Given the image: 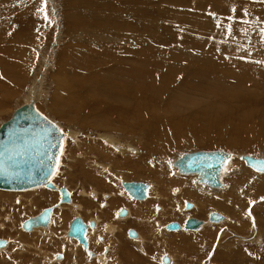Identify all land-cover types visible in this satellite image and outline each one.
<instances>
[{
    "label": "rangeland",
    "instance_id": "1",
    "mask_svg": "<svg viewBox=\"0 0 264 264\" xmlns=\"http://www.w3.org/2000/svg\"><path fill=\"white\" fill-rule=\"evenodd\" d=\"M70 3L76 4L79 13L72 12ZM40 7L41 0H0V90L4 92H0V123L25 102L29 93L39 88L41 93L33 92L38 95L36 100L27 102L34 101L36 108L64 133L76 132L83 141L81 151L74 140L65 135V151L52 180L57 188L66 184L74 189L70 192L72 202L84 209L80 213L83 218L87 221L98 216L104 219L97 225L101 228L96 233L99 236L93 237V246L97 247L92 248V259H86L81 253L78 264H100L104 256H109L107 264H157L163 255H172L176 258L175 264H250L251 261L264 264V187L258 191L250 180L239 183L238 179L245 172L252 178L264 179V173L253 171L236 157L264 156V63H257L264 62L261 35L264 0H47L44 12L37 11ZM72 69L82 74L70 75ZM64 70L68 75L63 76ZM63 80L73 88L68 90L66 84L61 86ZM5 91L13 94L7 95ZM58 92L59 96H55ZM67 96L87 99L89 104L78 100L79 104H85V111L99 109L98 114H105L112 122L124 123L121 117H125L123 127L115 125L116 129H112L113 137H119L117 142L128 151L135 149L136 155L131 156L128 151L111 154L107 149V153L95 154L96 157L89 160L109 165L112 174L90 169L89 161L83 160L78 152L84 153L88 145H99L96 144L98 135L104 131L92 127L85 119L79 123L66 121L60 111ZM53 98L64 104L60 102L57 109L54 108ZM96 100L107 101L110 106L90 105ZM71 103L65 104L68 111L73 110ZM116 109L127 115L119 117L112 112ZM81 115L85 114L80 111ZM138 119L146 126H153L162 137H146L150 132L145 131L148 128L144 129ZM154 140L161 146L169 145V151L158 153ZM193 151L234 154L225 166L227 171L219 175L220 187H205L198 184L194 175L176 173L171 162L174 166L180 156ZM70 158L80 163L75 167ZM150 171L154 174L148 178L135 176ZM119 181L150 186L146 200L154 198L149 201L151 212H146L145 207H142L144 213L137 212L144 218H140L142 223L136 220L138 208L131 209L132 218L113 219L117 208L124 204L119 193L124 195L125 192ZM82 190L89 193L84 194ZM45 198L47 201L41 200L39 205L41 211L52 207L50 205L57 200L53 196ZM207 198L211 199L208 205L204 202ZM35 201L34 205H38ZM184 202L195 206L184 210ZM7 204H0V239L11 244L7 252L1 253L6 258L0 259V264H11L9 258L17 255L14 264H50L44 262V256H57L56 253L61 257H55L54 261L62 260L63 254L59 251L63 249L55 251L52 245L53 242L64 244V239L60 241L64 234L60 232L76 216L72 217L65 210L55 213L56 224L60 223L58 218L64 217L65 224L52 227L60 237L53 242L44 239L39 242L35 240L36 235L27 234V238L19 235V225L37 210L18 215L19 206L15 205L14 211ZM223 204L228 205L223 207ZM212 212L221 214L225 221L206 223V216ZM7 217L11 220L14 217L13 226L11 221L5 220ZM150 217L153 225L145 220ZM188 217L202 221L198 231L181 229L168 234L163 228L170 222L183 226ZM115 225L120 227L115 238L119 242L116 248L108 241L114 239L110 238V233ZM127 228L140 230L146 241L143 248L139 242L126 241ZM215 230L217 235L208 238L209 241L195 240V237L206 236L208 231L216 233ZM185 234L192 237L183 236ZM174 236L178 239L174 240ZM178 240L182 243L177 244ZM123 241L131 255L126 251L122 253ZM20 244L24 245V251L25 246L27 249L28 245H34L49 253L40 254L37 247V250L31 247L23 252L19 250ZM226 248L232 251L223 253Z\"/></svg>",
    "mask_w": 264,
    "mask_h": 264
},
{
    "label": "water",
    "instance_id": "2",
    "mask_svg": "<svg viewBox=\"0 0 264 264\" xmlns=\"http://www.w3.org/2000/svg\"><path fill=\"white\" fill-rule=\"evenodd\" d=\"M62 134L57 127L39 113L31 101L17 107L10 118L0 124V190L28 189L44 187L53 190L50 179L55 173L62 150ZM230 155L225 151H197L181 156L174 164L178 172L184 175H198V184L210 188L221 186L219 175L226 166ZM241 159L247 167L257 172H264V158L243 155ZM124 192L132 200L141 201L148 197L149 185L142 182H121ZM57 204L69 202V194L65 188L57 190ZM192 204L184 203V209L189 210ZM51 207L43 209L33 218L21 223V229L30 231L33 227L45 226L50 216ZM119 216L126 215V210H120ZM212 223L223 220L222 215L213 212L208 216ZM202 222L196 218H188L183 227L177 222L164 226L168 232L198 231ZM94 228V222L85 223L81 218L74 217L68 224L66 236L73 239L79 247L89 255L86 233ZM128 237L135 238L136 233L128 230ZM4 241L0 240V247ZM57 258L60 255L57 254ZM162 262L169 263L163 256Z\"/></svg>",
    "mask_w": 264,
    "mask_h": 264
},
{
    "label": "bare ground",
    "instance_id": "3",
    "mask_svg": "<svg viewBox=\"0 0 264 264\" xmlns=\"http://www.w3.org/2000/svg\"><path fill=\"white\" fill-rule=\"evenodd\" d=\"M69 2H71V1H69ZM68 2V3H69ZM110 7V6H109ZM70 8H71V10H73L72 12H78L79 11V9L77 8V6H76V4L75 3H70ZM103 8V7H102ZM112 9V8H111ZM79 13V12H78ZM74 14V13H73ZM74 16H77V14H74ZM109 19V18H108ZM2 20V19H1ZM2 22V21H1ZM5 23H6V21H4ZM134 22V21H133ZM3 24V23H2ZM34 54V53H33ZM105 54H107V53H105ZM66 55V54H65ZM107 56V55H106ZM68 68V67H67ZM66 68V69H67ZM59 69V68H58ZM71 69V68H70ZM73 70V69H72ZM59 71H62V68L61 69H59ZM80 71V70H79ZM63 72H60V74H62ZM70 73V75L72 74V75H80V74H82V73H78V72H74V70L71 72H69ZM58 74V73H57ZM64 75L63 76H66V75H68V73L67 72H65V70H64V73H63ZM59 75V74H58ZM61 76V75H60ZM77 77V76H76ZM60 80H62L61 78H60ZM59 80H57V82H58ZM66 81H62V83H61V86L63 85L64 87H65V85L64 84H66L65 83ZM35 84V83H34ZM39 84V83H38ZM60 84V81H59V83H58V86H60L59 85ZM7 86V85H6ZM5 86V87H6ZM56 86V85H55ZM4 87V88H5ZM8 87V86H7ZM57 87V86H56ZM66 89H72L73 87H71L70 85H68V84H66ZM63 88V87H62ZM2 89V88H1ZM57 89V88H56ZM64 89V88H63ZM62 89V90H63ZM2 90H4V89H2ZM5 90H7V88L5 89ZM8 91V90H7ZM30 91V90H29ZM64 91V90H63ZM0 92H2V93H4L3 91H1L0 90ZM6 92V91H5ZM33 92H35V93H37V92H40V90H39V88H37L35 91H33ZM33 92H31V93H29L28 94V96H26V99H24L25 100V102H27L29 99H35V98H37L38 97V95L37 94H34L33 95ZM56 92V91H55ZM130 92V91H129ZM7 93V95L9 94V95H12L13 93H9V92H6ZM41 93V92H40ZM59 92L58 93H54V95L56 96H59ZM137 94V93H136ZM6 95V94H5ZM66 95V94H65ZM81 95H83V94H81ZM123 95V94H122ZM133 95H134V93H133ZM113 97H115L114 95H112ZM126 96V95H125ZM129 96V95H128ZM6 97V96H5ZM83 97V96H82ZM58 98V97H57ZM75 98V99H74ZM83 98H85V97H83ZM5 99V98H4ZM51 99H52V97H51ZM54 99V108H56L57 109V107L60 105V102L61 101H57L56 100V98H53ZM122 99V98H121ZM36 100V99H35ZM38 100V99H37ZM78 100H80L81 102H84V103H88V102H86L87 101V99L85 100V101H83L81 98H80V96L78 97ZM78 100H76V97H71V96H67V98H66V100H65V104H67V103H71V102H73V110H67L66 108H65V104L64 103H62V104H64V105H62L61 107H62V109H61V115H62V117L66 120V121H68V122H73V123H79V122H81V121H83V119H85V120H87L88 121V123H91L92 125V127H96V128H99V129H102V131H104V133H102V134H100V135H98V141H97V143L96 144H99V145H94V146H91V145H88V148H87V150L84 152V153H81V149H82V147H83V141L81 140V139H79V135H78V133H76V132H69L68 134H66V132L64 133L63 131H62V129L56 124V123H54L51 119H49L48 117H46V116H44L37 108H36V105H35V103H34V101H31L32 103H33V105L35 106V109L39 112V113H41L44 117H46L49 121H51L56 127H57V129L61 132V134H62V150H61V154H60V156H59V161H58V166L60 165V161H61V157H62V154H63V150L65 151V148H64V139H65V135L67 136V138L69 139V138H71V139H73L74 141V144H75V146L78 148V149H80L81 151H79L78 153H79V156L80 157H82V159L83 160H85V161H89V164H87L88 166H89V168L91 167V168H95L96 170H98L97 172H100V173H102V174H112V172H111V170H110V167H109V165H107V164H104V165H102V164H99L98 162H96V163H91V160L94 158V155L95 154H97L98 156H102V152L104 151L105 153H107V149H110V153L111 154H117L116 152H118V153H123L124 151H128V149H125L126 147H123V146H121L117 141L119 140V137H116V136H114L113 137V133H112V129H116V128H114V126L115 125H117L118 127H123L124 126V124H126V118L125 117H123L122 115H127V113L125 112V111H118L117 109L116 110H112V112H116L117 114H118V116L120 117V116H122L121 117V119L123 120V122L124 123H121V122H112L111 121V119H108V118H106L105 117V114H98L99 112H100V110L99 109H96V108H94L93 110H90L89 111V109H88V111H85L84 110V108H85V104L83 103V104H79V101ZM63 101V100H62ZM128 101V100H127ZM25 102L23 103V104H25ZM129 102V101H128ZM93 103V102H92ZM124 103V102H123ZM132 103V102H131ZM22 104V105H23ZM72 104V103H71ZM89 104V103H88ZM96 104H102V105H105V106H110V104H108L107 103V101H104L103 100V102H101V101H99V100H96L95 101V104H90V105H92V106H94V105H96ZM20 105H18L17 107H19ZM72 106V105H71ZM151 106H154L153 104L151 105ZM88 108V107H87ZM148 110V109H147ZM3 111V108H2V110H1V112ZM74 111H75V114H74ZM80 111H82V113H84L85 115H81L80 116ZM73 112V113H72ZM13 113V112H12ZM152 114H153V112H152ZM12 115V114H11ZM118 117V118H119ZM138 117V113H137V115H136V117H135V119ZM10 118V117H9ZM8 118V119H9ZM7 119V120H8ZM120 119V118H119ZM138 121L141 123V125L142 126H144V129H146V128H148V129H146L145 131H148V132H150L146 137H148V138H151V137H156V138H158V139H160L161 137H162V134L160 133V132H158L153 126H148V124H147V126L146 125H144L143 124V122H141V120H139L138 119ZM120 123V124H119ZM1 124V123H0ZM87 125V124H86ZM156 125V124H155ZM184 125V124H183ZM75 126V125H74ZM158 126V125H157ZM181 126V125H180ZM181 129H182V127H181ZM75 130V129H74ZM120 132H121V129H118ZM129 130V129H128ZM176 130V129H175ZM117 131V130H116ZM105 132H107V133H105ZM118 132V131H117ZM128 132V131H127ZM132 134H136V133H133V131H132ZM159 134V135H158ZM176 135V134H175ZM194 137V136H193ZM191 138V137H190ZM196 138V137H195ZM90 140V139H89ZM135 140V139H134ZM163 140H164V137H163ZM162 140V141H163ZM153 142H155V140L153 141ZM157 142V141H156ZM155 142V144H154V148L156 149V151L157 150H159L158 151V153L159 152H163L164 154H166V152L167 151H169V149H168V146H161V144H160V142H159V144L158 143H156ZM66 144V143H65ZM90 144H93L92 142L90 143ZM235 146V145H234ZM133 147V146H132ZM129 149H130V147H129ZM171 149V148H170ZM96 150H98L99 152H97L96 153ZM130 152V153H129ZM152 153H153V151H151ZM193 152H197V151H193ZM109 153V154H110ZM189 153H192V152H189ZM104 154V153H103ZM108 154V155H109ZM128 154L129 155H131V156H135L136 155V150L135 149H130L129 151H128ZM185 154H187V153H185ZM229 155H230V157H232V156H234V154H232V153H228ZM238 154V153H237ZM244 154V153H243ZM184 155V154H183ZM182 155V156H183ZM236 155V154H235ZM241 156H243V155H237L236 157L237 158H239V159H241ZM95 157H96V155H95ZM109 157V156H108ZM181 157V156H180ZM179 157V158H180ZM253 157V156H252ZM255 157V156H254ZM257 157H259V158H264V156H257ZM91 158V160H89ZM110 158V157H109ZM178 158V159H179ZM236 158V159H237ZM177 159V160H178ZM235 159V158H234ZM238 159V160H239ZM69 160V159H68ZM70 160H71V162L72 163H74V165H75V167H76V165L78 164V163H80V162H76V160L74 159V158H70ZM69 160V161H70ZM81 160V159H80ZM79 160V161H80ZM94 161H96V159H94ZM176 161V160H175ZM100 162V161H99ZM137 162H139V161H137ZM152 163V162H151ZM172 163V167L174 168V170L176 171V173L177 174H179V175H181L179 172H178V170H177V168L175 167V164H174V166H173V162H171ZM175 163V162H174ZM86 164V163H85ZM245 164V163H244ZM81 166V165H80ZM170 166H171V164H170ZM245 166H246V164H245ZM102 167V168H101ZM247 167V166H246ZM90 168V169H91ZM100 168V169H99ZM249 168V167H248ZM87 169V168H86ZM227 168H223V170L221 171L222 172V174H224V170H226ZM57 170H58V167H57ZM67 170V169H66ZM69 171H71V169H69ZM93 171V170H92ZM91 171V172H92ZM95 171V170H94ZM227 171V170H226ZM254 171V170H253ZM233 172V171H232ZM255 172H257V171H255ZM96 173V172H95ZM99 173V174H100ZM258 173H264V172H258ZM57 174V171H56V173L54 174V176L50 179V182L52 183V185L54 186V191L53 192H55V193H51V192H47L46 190H42V187H35V188H28V189H16V190H0V204L2 205V203H4V204H7V205H9V209H14V211L16 210L15 209V207H17V206H15V205H18L19 207H18V210L20 211V214L18 213V215H21V214H23V212L24 213H30L29 211L30 210H32V209H35V210H37V212L35 213V214H32V215H30V218H33L34 216H36L41 210V208H42V206L40 207L39 205H40V202H42L41 200H46V198H45V196H48V197H51V196H53L54 198H57V200H56V202H55V204H53V205H50V206H52L51 207V212H50V216H49V218H48V222H47V224L45 225V226H39V227H33V228H31V232L30 231H23L22 232V229H21V224L19 225V227H20V229H19V231H21V233H19V235L20 234H23V237L24 238H27L28 236H27V234H32L33 235V237L36 235V236H38V237H36L37 239H35V240H37V241H39V242H43V239L44 240H50L51 242H53L54 240H55V238L58 240V238L60 237H58L57 236V230H56V232L55 231H53L52 230V227L53 226H55V228L57 227V226H59V224L60 223H64L65 224V222H64V217L62 216L61 218H58V220H59V222L60 223H55L54 222V216H55V213H57L58 211L60 212V211H62V210H65V211H68L69 213H70V215L73 217V216H76V217H80L81 219H83L85 222H88L85 218H83L82 216L83 215H81L80 213H81V211H84V209L80 206V205H76V204H74L73 202H72V195H71V191L73 192V188H70V186H68V185H66L65 184V186H61V187H63V188H65V190L68 192V194H69V202L68 203H65V204H57V202H58V200H59V196H58V194H57V187L55 186V184L52 182V180H53V178L55 177V175ZM102 174H100V175H102ZM154 174V172L152 173V171H150V172H148L146 175L145 174H141V173H136L135 174V176L136 177H143V178H148L149 176H152ZM221 174V173H220ZM221 174V175H222ZM220 175V176H221ZM93 176V175H92ZM98 176V175H97ZM189 176H193V175H189ZM195 176V179L197 180V182H198V179H199V176L198 175H194ZM251 175H249L248 173H241L240 174V176H238V179H239V183H240V181H242V182H244V181H249V182H251L253 185H254V187L259 191L260 190V188L261 189H263V187H264V179H260V178H256V177H254V178H252V177H250ZM94 177V176H93ZM94 179V178H93ZM96 179V178H95ZM182 179V178H181ZM195 180V181H196ZM182 181V180H181ZM192 181V180H191ZM221 181V180H220ZM222 182V181H221ZM118 184H119V186L121 185V182L119 181V182H117ZM64 184V183H63ZM164 184H165V182H164ZM185 184V183H184ZM262 186V187H261ZM205 187H206V185H205ZM152 188V187H151ZM199 188V187H198ZM72 189V190H71ZM149 189H150V186H149ZM149 189H148V192H149ZM33 190H35V191H33ZM156 190V189H155ZM181 190V189H180ZM2 191V192H1ZM27 191V192H26ZM32 191V192H31ZM122 191L124 192V190L122 189ZM224 191V190H223ZM3 192H5V193H3ZM11 192H14V194L13 193H11ZM18 192V193H17ZM81 192H83L84 194H88L87 192H85L84 190H82ZM95 192V191H94ZM220 194V193H219ZM119 195H120V199L122 200V201H124V204H121L122 206H119L118 208H117V210H116V212H115V215L117 214V211L119 210V209H121V208H125L124 210H127L128 211V213H130L129 215H130V217H131V209L132 208H137L136 206H137V204L139 203H136V200H131L130 198H129V196L126 194V193H124V195H122V193H119ZM213 195V194H212ZM88 196V195H87ZM106 197H109V196H111V195H109V196H107V195H105ZM96 197V196H95ZM8 198H11L12 200H8ZM32 198H35V199H32ZM114 198H115V196H114ZM94 199V198H93ZM147 199V198H146ZM224 199V198H223ZM33 200H36L35 201V203L36 204H38V205H34V202H33ZM95 200H96V198H95ZM152 200V199H151ZM151 200H141V201H144V202H141L139 205H138V208L141 210V213H142V211H143V208L142 207H145V209L147 210L146 212H151L150 211V207H149V204H150V202L149 201H151ZM157 200L159 201L160 200V196H158L157 195ZM174 200V199H173ZM209 200H211V199H208L207 198V200H204V202L205 203H207V205L209 204L208 202H209ZM47 201V200H46ZM48 201H49V199H48ZM50 201H51V199H50ZM203 201V200H202ZM215 201H217V200H215ZM230 201H232V200H230ZM204 202H201L203 205H205L206 207H207V205L204 203ZM218 203H219V201H217ZM33 203V205L34 206H36V208H34L33 207V205H32V207H30L31 206V204ZM185 203V202H184ZM190 203V202H189ZM234 203V202H233ZM29 206L30 208H25V206ZM226 205H228V204H223V207L225 206L226 207ZM3 206V205H2ZM5 206V205H4ZM182 206V205H181ZM192 206H195V205H193L192 204ZM201 206V205H200ZM40 207V208H39ZM115 207V206H114ZM1 208V207H0ZM6 208V207H5ZM22 208H24V209H22ZM49 208V207H48ZM27 209V210H26ZM46 209V208H45ZM80 209V210H79ZM183 209H184V205H183ZM192 209V208H191ZM165 210V209H164ZM163 210V211H164ZM173 210V209H172ZM176 210V209H175ZM185 210V209H184ZM202 210L204 211L205 209L204 208H202ZM201 210V211H202ZM27 211V212H26ZM65 211H63V213H65ZM115 211V210H114ZM120 211V210H119ZM118 211V212H119ZM58 212V213H59ZM136 212V211H135ZM10 213V212H9ZM62 213V212H61ZM62 213V214H63ZM143 213H144V211H143ZM213 213V212H212ZM31 214V213H30ZM126 214H127V212H126ZM145 214H148V213H145ZM144 214V215H145ZM149 214H151V213H149ZM155 214V213H154ZM211 214V213H210ZM209 214V215H210ZM25 215V214H24ZM64 216L66 215V213L65 214H63ZM136 215H137V212H136ZM208 215V216H209ZM221 215V214H220ZM23 216V215H22ZM119 216V215H118ZM126 215H124V216H122V217H125ZM138 216V215H137ZM153 216V215H152ZM151 216V217H152ZM164 216V215H163ZM167 216V215H166ZM166 216H164V217H166ZM129 217V216H128ZM141 217H142V215H141ZM146 217H147V215H146ZM149 217V216H148ZM207 217V216H206ZM223 217V216H222ZM27 218V217H26ZM30 218H28V219H30ZM98 218H100L99 216H98ZM97 217H95V219H90V220H93L94 221V223H95V225H94V228H92V229H94V230H92L91 228H89V229H91L92 231L90 232L89 231V229L87 230V232L88 233H86V236H87V243H88V250L91 252L92 251V248H95V247H97V246H93V244H94V239H93V237H94V235H96V233L97 232H99L100 231V229L101 228H99L98 229V226L99 225H101L100 223L104 220V219H102V218H100V219H98ZM132 218V217H131ZM140 218V217H139ZM189 218V217H188ZM7 219V221H11V224L14 222V221H12V220H14V217L12 218V220H11V218L10 217H7V218H5V220ZM114 220H118V218L116 217V216H114V218H113ZM137 220H139L138 218H136ZM141 219H143V218H141ZM153 219V218H152ZM151 218H148V220H149V222H151V220H152ZM156 219V218H155ZM207 219H208V217H207ZM206 219V220H207ZM27 220V219H26ZM164 220V219H163ZM25 221V220H24ZM23 221V222H24ZM71 221V220H70ZM69 221V222H70ZM225 220H224V217H223V222H224ZM21 222V221H20ZM19 222V223H20ZM68 222V221H67ZM69 222H68V224H69ZM117 222V221H116ZM119 222V221H118ZM154 222V221H153ZM184 222V221H183ZM208 222H210L209 220H208ZM234 222V221H233ZM62 223V224H63ZM207 223V222H206ZM210 223H212V222H210ZM219 222H214V223H212V224H218ZM235 223H237V222H235ZM67 224V223H66ZM68 224L66 225V227H64L63 226V228H62V230H61V235L62 234H64L63 236L64 237H61L60 238V241L62 240V239H64V244H62L61 242H58V243H54L53 242V244L54 245H52L53 246V248L55 249V251H56V249H58V248H62L63 250H60L59 252H61V254H63V259L62 260H60V261H54L55 260V254H51V255H53V257L51 258V255L50 256H48V255H45L44 256V262H46V263H48V261L50 262V264L52 263V264H55L54 262H57V263H61V264H78L79 263V261H78V258H79V254H85V251H83L82 249H80V247L78 246V245H76V244H74L73 243V241H70L69 239H67V236H66V231H67V227H68ZM141 224V223H140ZM154 224V223H153ZM153 224H151V225H153ZM238 224V223H237ZM241 225H242V223H240ZM1 225V224H0ZM98 225V226H97ZM108 225V224H107ZM156 225V224H155ZM163 225V224H162ZM209 225V224H208ZM240 225V226H241ZM244 225V224H243ZM2 226V225H1ZM1 226H0V228H1ZM12 226H13V224H12ZM62 226V225H61ZM157 226H158V223H157ZM4 227H5V225H4ZM181 227H183V226H181ZM204 227V226H203ZM209 227V226H208ZM217 228V227H216ZM13 229V228H12ZM128 229L129 228H127V230H126V236H127V231H128ZM141 229V228H140ZM182 229V228H181ZM249 229V228H248ZM120 230V227L118 226V225H115V226H113V229H112V233H110L111 235V237L110 238H112V237H115L116 238V234L118 233V231ZM146 230V229H145ZM161 230V229H160ZM165 230V229H164ZM251 230V229H250ZM104 231V230H103ZM131 231V230H130ZM134 231V230H133ZM140 231V230H139ZM184 231V230H183ZM185 231H187V230H185ZM214 231V230H213ZM30 232V233H29ZM48 232V233H47ZM135 232V231H134ZM168 232V231H167ZM190 232V231H189ZM195 232V231H194ZM215 232L216 233H213V232H210V231H208V232H206L205 233V235L206 236H203V237H201V238H196L195 237V240H199V242H201V243H204V242H207V241H209L208 240V238H212V237H214V236H216L217 235V231L215 230ZM137 233V232H136ZM147 233H149V231L147 230ZM153 233H155V231H153ZM177 233V232H176ZM44 234H46V235H44ZM106 234V233H105ZM151 234V233H150ZM156 234V233H155ZM160 234H162V233H160ZM25 235V236H24ZM144 235H145V233H144ZM260 235V234H259ZM43 236H45V237H43ZM97 237L99 236V235H96ZM95 236V237H96ZM139 236V235H138ZM183 236H189V237H192V235H189V234H185V235H183ZM109 237V236H108ZM107 237V238H108ZM140 237V236H139ZM144 237V236H143ZM142 236H141V240H140V244H142V248H143V246L145 245V243H146V241L144 240V238H143ZM175 237L177 238V236H174V240H175ZM102 238V237H101ZM112 239V240H108V241H110L111 243H113L115 246H113V247H115L116 248V244L118 245L119 244V242H118V239ZM129 239H135V238H137V234H136V237L135 238H130V237H128ZM145 238H146V236H145ZM220 238V237H219ZM260 238V237H259ZM23 239V238H22ZM34 239V238H33ZM71 239V238H70ZM178 239V238H177ZM194 239V238H193ZM0 240H2V241H4V248H1L0 249V259H5L4 257H2V252H4V251H6L9 247H10V242L8 241V240H3V239H0ZM11 240V239H10ZM32 240V239H31ZM56 240V241H57ZM67 240H69V241H67ZM73 240V239H72ZM187 240V239H186ZM223 240V239H222ZM260 240H261V238H260ZM14 241V240H13ZM12 241V242H13ZM55 241V242H56ZM126 241H128V240H126ZM126 241H123V251H122V253L124 252L125 253V251L127 252V253H129V255H131V253H130V251L128 250V248H126L125 247V245H127V244H125L126 243ZM262 241V240H261ZM96 242V241H95ZM148 242V241H147ZM149 242H150V240H149ZM31 243V242H30ZM158 243V242H157ZM182 242H179V240H178V242H177V244H181ZM200 243V244H201ZM34 244V243H33ZM38 244V243H37ZM36 244V245H37ZM50 244V243H49ZM121 244V243H120ZM134 244V243H133ZM164 244V243H163ZM107 245V244H106ZM20 246V251H23V252H26V250H28V249H31V247L32 248H34L35 250H37V251H39V253L41 254H48L49 252L46 250H42V249H40L39 247H37V246H35V247H33L32 245H28L27 246V249H26V246H25V251L23 250V248L22 247H24V245L23 244H20L19 245ZM41 246V245H40ZM45 246V245H44ZM100 246V245H99ZM108 246H110V245H108ZM185 246V245H184ZM36 247H37V249H36ZM46 247V246H45ZM112 247V248H113ZM230 247V246H229ZM43 248V247H42ZM112 248H111V250H112ZM231 248V247H230ZM12 249V248H11ZM16 249V248H15ZM114 249V248H113ZM219 249V248H218ZM9 250V249H8ZM94 250V249H93ZM237 250H240V249H237ZM121 251V250H120ZM232 251V249H223L222 250V252L223 253H227V252H231ZM246 250H244V252H245ZM255 251H257V250H255ZM7 252V251H6ZM93 252V251H92ZM87 253V252H86ZM104 253V252H103ZM115 253H116V250H115ZM123 253V254H124ZM23 254L24 253H22V256H23ZM88 254V253H87ZM96 254V253H95ZM95 254H93L94 256H95ZM14 255V254H13ZM17 255V254H16ZM56 255H57V253H56ZM86 255V254H85ZM89 255V254H88ZM86 255V259H88V260H90V259H92V258H90V256H92V253H91V255ZM119 255V254H118ZM127 255V254H126ZM163 255V254H162ZM174 255V254H173ZM182 255V254H181ZM120 256V255H119ZM133 256H134V252H133ZM257 256H260V255H257ZM60 257H61V255H60ZM71 257V258H70ZM106 257H107V260H106ZM108 257L109 256H104L103 258H101L102 259V261H100L101 263L100 264H107V261H108ZM167 257H169L170 258V260H169V258H168V260H169V263H167V264H175V259L176 258H174L172 255L170 256V255H168ZM18 258V255L17 256H15V257H10L9 259H10V261H12V263L11 264H14V261H16V259ZM57 258V257H56ZM82 258V257H81ZM119 258V257H118ZM100 259V258H99ZM173 259V260H172ZM95 260V259H94ZM118 261V260H117ZM161 261H162V258H161ZM18 262V261H17ZM94 262V261H93ZM158 262H160V257H159V260H158ZM158 262H157V264H158ZM31 263V262H30ZM43 263V262H42ZM95 263V262H94ZM208 263V262H207ZM9 264V263H8ZM164 264V263H163ZM250 264H257L256 262H254V261H251L250 262Z\"/></svg>",
    "mask_w": 264,
    "mask_h": 264
},
{
    "label": "flooded vegetation",
    "instance_id": "4",
    "mask_svg": "<svg viewBox=\"0 0 264 264\" xmlns=\"http://www.w3.org/2000/svg\"><path fill=\"white\" fill-rule=\"evenodd\" d=\"M42 189H43V188H42ZM44 190H45V189H44ZM149 190H150V189H149ZM33 191H35V190H33ZM31 192H32V191H31ZM148 196H149V192H148ZM147 198H148V197H147ZM130 199H131V198H130ZM153 199H154V198H152V200H153ZM131 200H132V199H131ZM145 200H146V199H145ZM145 200H144V201H145ZM148 200H149V199H148ZM150 200H151V199H150ZM152 200H151V201H152ZM156 200H157V198H156ZM144 201H136V203L139 202V203L137 204L136 207L138 208V205H139L141 202H144ZM146 201H147V200H146ZM152 207H153V206H152ZM124 209H125V208H121V209H119V210H124ZM138 209H139V208H138ZM119 210H118V211H119ZM118 211H117V214H116L118 220H122V221H123V220H126V219H129V218H130V215H129L130 213H128L127 210H126L127 214H126L125 217L118 216ZM136 212H138V213L141 214L140 209H139V211H136ZM140 214H139V215H140ZM156 214L158 215V213H156ZM139 215H138V217H137V218L139 219L138 221H140V222L142 223L143 220L140 219L141 217L139 218ZM128 216H129V217H128ZM79 218H80V217H79ZM142 218H143V217H142ZM150 218H151V217H150ZM143 219H144V218H143ZM82 220H83V219H82ZM136 220H137V219H136ZM145 220H148V219H145ZM152 220H153V219H152ZM152 220H151V222H152ZM83 221H84V220H83ZM90 221H93V220H90ZM90 221H88V222H90ZM84 222H85V221H84ZM88 222H85V223H88ZM93 222H94V221H93ZM152 223H153V222H152ZM94 225H95V223H94ZM164 226H165V225H164ZM164 226H163V228H164ZM94 229H95V228H94ZM94 229H92V230H94ZM92 230L89 229L90 232H91ZM128 230H129V229H128ZM127 232H128V231H127ZM87 233H88V232H87ZM135 233H136V232H135ZM136 234H137V238L132 239L131 243H134V241L137 242V243L140 242V240H141V239H140V238H141V235H140V233H139L138 230H137V233H136ZM138 235H139L140 237H139ZM127 237H128V235H127ZM86 238H87V236H86ZM97 240H99V239L97 238ZM126 240H128V239H126ZM128 241L130 242V240H128ZM87 242H88V241H87ZM83 251H85V250H83ZM85 254L87 255L86 251H85ZM85 254H84V255H85ZM163 256H164V255H163ZM163 256H162V257H163ZM160 258H161V256H160ZM168 258H169V257H168ZM169 260H170V258H169ZM159 263H160V262H159ZM161 264H162V261H161Z\"/></svg>",
    "mask_w": 264,
    "mask_h": 264
},
{
    "label": "snow or ice",
    "instance_id": "5",
    "mask_svg": "<svg viewBox=\"0 0 264 264\" xmlns=\"http://www.w3.org/2000/svg\"><path fill=\"white\" fill-rule=\"evenodd\" d=\"M47 3V0H41V7L37 9L38 12H44V6L46 5ZM44 18L47 20V13L45 12V15H44ZM261 35H262V38H264V30H261ZM257 63H264V62H260V61H257ZM261 171H264V169H261ZM264 199V198H262ZM253 227H255V225L253 224Z\"/></svg>",
    "mask_w": 264,
    "mask_h": 264
},
{
    "label": "crops",
    "instance_id": "6",
    "mask_svg": "<svg viewBox=\"0 0 264 264\" xmlns=\"http://www.w3.org/2000/svg\"><path fill=\"white\" fill-rule=\"evenodd\" d=\"M136 211H137V210H136ZM142 217H143V216H142ZM145 217H146V216H145ZM207 217H208V216H207ZM199 220H200V219H199ZM200 221H201V220H200ZM104 222H105V221H104ZM201 222H202V221H201ZM207 223H209V222H208V219H207ZM151 224H152V222H151ZM135 232H137V231H135ZM165 232H166V231H165ZM187 232H189V231H187ZM190 232H191V231H190ZM166 233H168V234H169V232H166ZM114 238H115V237H114ZM127 238H128V237H127ZM128 240L132 241V240H131V239H129V238H128ZM160 262H161V258H160Z\"/></svg>",
    "mask_w": 264,
    "mask_h": 264
}]
</instances>
